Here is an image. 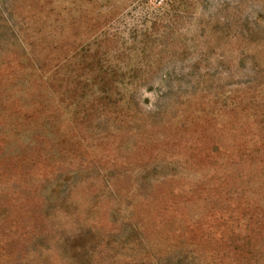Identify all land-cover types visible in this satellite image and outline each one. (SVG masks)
<instances>
[{"label": "rangeland", "instance_id": "1", "mask_svg": "<svg viewBox=\"0 0 264 264\" xmlns=\"http://www.w3.org/2000/svg\"><path fill=\"white\" fill-rule=\"evenodd\" d=\"M163 1L0 0V264H264V0Z\"/></svg>", "mask_w": 264, "mask_h": 264}, {"label": "trees", "instance_id": "2", "mask_svg": "<svg viewBox=\"0 0 264 264\" xmlns=\"http://www.w3.org/2000/svg\"><path fill=\"white\" fill-rule=\"evenodd\" d=\"M181 0H165L163 1L164 15L166 17L176 14L179 10ZM178 14V13H177ZM176 16V15H175ZM73 54L69 57L65 56L60 61H68L70 57H79L82 64L81 68L86 71V74H93L92 89L99 93L97 105L101 113L124 112L125 109L134 108L135 113H139V103L137 97L142 86L146 85L147 90H152L151 86L147 85L150 77H143L145 73H151L154 65L151 64L146 69L142 64L129 67L123 61H112L108 51L103 49L92 50L89 46L77 47ZM61 67V65H59ZM65 65L61 70H64ZM156 68V67H155ZM157 71V70H156ZM92 76V75H90ZM169 75L166 73L160 78V82H168ZM91 78V77H90ZM91 89V90H92ZM128 117V114L121 115Z\"/></svg>", "mask_w": 264, "mask_h": 264}]
</instances>
